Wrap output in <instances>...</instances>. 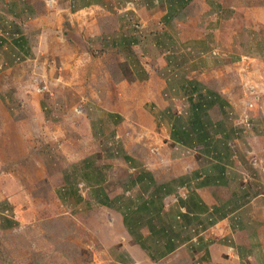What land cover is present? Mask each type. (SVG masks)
I'll return each instance as SVG.
<instances>
[{"label":"rangeland","instance_id":"rangeland-1","mask_svg":"<svg viewBox=\"0 0 264 264\" xmlns=\"http://www.w3.org/2000/svg\"><path fill=\"white\" fill-rule=\"evenodd\" d=\"M110 1L102 7L111 10L107 19L129 13ZM29 3V18H23ZM82 4L0 0V35L9 37L15 23L26 39L20 61L0 69V264H121L116 258L128 241L116 232V214L87 193V176L103 177L104 193H115L129 168L114 158L125 155H142L141 168L159 175L214 170V155L201 152L203 145L176 148L168 138L169 120L189 121L184 83L214 82L219 103L209 109L207 128L221 119L224 128L213 144L250 176V191H264V0L187 3L184 19L170 28L159 25V9L149 22H158L152 33L137 14L115 26V19L107 23L103 11L87 13ZM101 21L104 37L96 25ZM164 63L172 64L170 73ZM141 73L165 79L178 95L161 94L163 84L146 82L147 76L131 82L143 79ZM213 175L205 192L213 201L237 191L231 184L214 188ZM57 233L58 240L65 237L63 251L47 240ZM184 252L123 264H209Z\"/></svg>","mask_w":264,"mask_h":264},{"label":"crops","instance_id":"crops-1","mask_svg":"<svg viewBox=\"0 0 264 264\" xmlns=\"http://www.w3.org/2000/svg\"><path fill=\"white\" fill-rule=\"evenodd\" d=\"M85 1L87 4L81 6H85L81 8L84 9L83 11L88 13V11L101 10L103 17L104 15H111V10L102 8L111 7L110 0ZM114 1L116 6H120L122 3L127 7L126 10H129V13L124 14V18L119 14L120 11L118 15H115V18L110 17L115 19V26L129 17L128 15L137 14L136 16L145 21L144 25L141 26L146 30L145 32L155 30V24L158 22L161 26L172 27V21L178 18L184 19L183 12L187 3L199 2V0ZM99 2L100 4H97ZM203 4L205 5L203 10L208 8L206 2ZM27 7V10L20 14L23 18H29L30 3ZM159 9L162 14L157 19L158 22L149 23L153 18L152 15L155 16ZM104 18L107 19L108 17ZM104 21H101L100 24L106 28V24L110 21L107 19L106 24ZM96 25L102 32L103 29L100 25L98 26L97 22ZM111 25L114 28V24ZM11 28L12 34H8L10 38L0 35V69L6 70L10 68L11 63L15 64L20 61L21 48L26 42L20 27L14 23ZM117 32L112 33V35L118 37L120 34ZM136 39L139 37H133L131 40L136 41ZM145 42H148L147 38ZM148 44L153 45L152 42ZM157 52L155 50L151 59L156 58ZM170 65L164 63L162 69H166L170 73L172 69ZM146 67L145 65L144 69L147 73ZM141 75L144 77L143 79L136 78L132 79L131 82H145L147 75L144 73ZM149 77L150 74H148L146 82L152 81L154 84H160V86L163 84L161 94L163 92L164 95L166 93L178 95L173 94L176 89L168 87L165 79L159 80L153 76V80H150ZM169 121L165 120V123L168 124ZM167 130L168 138L176 148L186 147L171 138V122L167 125ZM114 159L123 160L129 168V174L125 178L127 182L120 183L116 192L114 191L115 193H104L106 184L103 177H95L89 180V175L86 176L88 179L87 193L91 192L94 198L97 197L96 200L99 204L116 214L118 220L116 232L121 235L120 238H125L128 241L127 244H124L126 253H121V255L118 253L116 263L123 264L127 259L132 258L133 260L139 256H144L151 261H159L170 259L176 253L185 251L183 256L189 260L197 255V258H201L200 260L207 261L209 264H264V219H262L264 191L261 189L254 192L253 187V191H250L246 183L251 178L238 171L236 161H226L224 162L225 166H217L214 170L208 168L204 170L193 169V171L187 170V174L185 170L179 174L181 177H178L169 171L162 175L156 172L151 173L148 170L143 175H139V172L135 174L136 168L131 167L129 160H126L125 157ZM196 166L197 164L194 162L191 169L196 168ZM212 174L216 178L215 182H211L214 188L231 184L233 188L238 187L237 191L236 189L229 190V196L225 194L218 202L213 201L210 196L205 195L207 188H211V184H208L207 181ZM227 176H229V180ZM105 194L107 198L103 196ZM100 195L102 197H99ZM175 202L178 205L177 209ZM255 210L262 214L256 215ZM219 231L220 233H218ZM210 234H213L214 237H210ZM209 238L211 241L208 240ZM175 243L180 246L171 250L172 247L170 246Z\"/></svg>","mask_w":264,"mask_h":264},{"label":"trees","instance_id":"trees-1","mask_svg":"<svg viewBox=\"0 0 264 264\" xmlns=\"http://www.w3.org/2000/svg\"><path fill=\"white\" fill-rule=\"evenodd\" d=\"M108 20L111 21L110 18ZM100 23L99 25L103 29L101 30H102V34L104 35L106 34L107 29ZM213 83H214L213 81L211 82L208 81V83H197V82H192L189 84L184 83L181 91H184L182 92V96L183 97L186 96L189 102V106L186 109L187 115L189 117V121L188 122L186 121L187 125L182 124L181 122L178 123L174 121H170V122L172 124L171 138L174 141L181 143L182 145H187L192 141H195L198 144L200 143L201 145H203L204 148L201 149L200 151L206 154L214 155L215 162L212 161L209 162V164L211 163L212 166L213 163L214 165L212 169H216L217 166L221 164V162L223 161L226 162L227 156L221 152L219 153L217 151L218 146H216V144H213L214 142H216L214 141L213 135L217 132L219 128L221 129L224 128L223 119H221L217 123H214V126L212 127L213 128L212 131H209L207 128L209 126V118H208L209 109L212 106H214L216 103H219V99L217 98L218 91L216 87L213 85ZM203 84H205L206 87ZM162 113L163 116L167 115L165 112ZM209 145L212 146L211 150L216 151L215 153H212L211 151L206 149V146ZM123 157H125L126 160H129L128 162L131 167L136 168L137 171L140 170L139 175H143V173L147 172L146 170L141 168L143 167V163L139 157H143L142 155H139V157L138 156L136 157L135 155H129V156L125 155ZM207 168L210 169V167ZM208 179L211 180L210 178ZM176 203L177 202H175V207L177 209L178 205ZM69 233H72V231H69ZM46 237L47 240L50 241L52 244H54V246L58 250L63 251L62 245L64 246L63 238L65 237H62L61 239L58 240V233L53 236L48 234L46 235ZM179 246L180 245L178 243H175L170 247H172L171 250H174Z\"/></svg>","mask_w":264,"mask_h":264}]
</instances>
